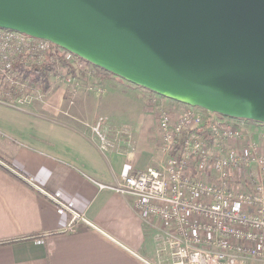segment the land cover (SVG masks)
Returning a JSON list of instances; mask_svg holds the SVG:
<instances>
[{
  "label": "built area",
  "instance_id": "2783aa9c",
  "mask_svg": "<svg viewBox=\"0 0 264 264\" xmlns=\"http://www.w3.org/2000/svg\"><path fill=\"white\" fill-rule=\"evenodd\" d=\"M47 77L71 95L106 86L91 62L47 39L0 27V102L44 101ZM148 91L160 162L100 187L132 195L135 210L151 227L159 224L158 251L168 253L170 264L264 261V123L169 104ZM96 132L104 148L106 137Z\"/></svg>",
  "mask_w": 264,
  "mask_h": 264
},
{
  "label": "crops",
  "instance_id": "0c3cea01",
  "mask_svg": "<svg viewBox=\"0 0 264 264\" xmlns=\"http://www.w3.org/2000/svg\"><path fill=\"white\" fill-rule=\"evenodd\" d=\"M65 93L43 108L0 102V151L43 190L0 166V242L42 235L0 244V264H170L168 253L158 251L159 224L151 227L135 210L132 195L99 185H116L124 174L159 164L156 119L147 110L151 92L128 81L88 92L111 97L109 102L126 101L128 93L141 104L115 113V100L108 118L102 124L96 120L97 125L68 121L59 102ZM104 124L121 136L107 134L102 148L96 129L107 130Z\"/></svg>",
  "mask_w": 264,
  "mask_h": 264
},
{
  "label": "water",
  "instance_id": "95a60500",
  "mask_svg": "<svg viewBox=\"0 0 264 264\" xmlns=\"http://www.w3.org/2000/svg\"><path fill=\"white\" fill-rule=\"evenodd\" d=\"M0 27L171 100L264 123V0H0Z\"/></svg>",
  "mask_w": 264,
  "mask_h": 264
},
{
  "label": "rangeland",
  "instance_id": "374dc122",
  "mask_svg": "<svg viewBox=\"0 0 264 264\" xmlns=\"http://www.w3.org/2000/svg\"><path fill=\"white\" fill-rule=\"evenodd\" d=\"M115 79V82H113ZM119 82H118V80ZM126 81L123 78L119 77V76H114L111 79L106 81V84H108L109 82L112 84H116L117 86L120 85V82ZM45 85L44 87L46 88V94L47 96L45 97L44 101L41 100H36L34 103H32L29 106H26L27 108L32 107V108H43V105L46 104V102L54 99V101L56 102V98H57V94L61 93L62 96L65 93V90L67 91V88L65 87V85L60 82V80H56L55 78L52 77V80H50L47 77V81H45ZM85 90V91H84ZM87 91V92H86ZM88 92H94V91H90V90H86L85 88H81L78 92L77 95H71L69 93V97L67 99L63 100H59L60 105H61V109L66 110L65 112H67L68 117H66V119L70 122H76V124L80 125L82 124L80 122L83 120H92V123H96L95 125H97L98 119H99V124L104 123L103 120H106L107 114H108V107H110L116 100L113 99V101L109 102V100H112L111 97L108 98H99V95H92V94H87ZM120 97L116 100L115 104L113 106H115V113L117 112V109L119 110H130V109H138L141 108V104L135 103L130 99L129 94L127 93L126 95V101L123 100L120 101ZM73 100V102H72ZM127 101H129V104H127ZM133 102V105H131V102ZM173 102H177L175 100H173ZM173 107V106H172ZM204 109V108H203ZM123 116V115H122ZM121 116V117H122ZM120 117V118H121ZM97 120V122H96ZM154 120V119H153ZM118 121V120H117ZM105 125V124H104ZM107 130L105 129H98V131L100 133H102L103 135H105V137L107 136V134H109L108 136L114 135L117 138H119L121 136L120 131L116 129L117 128H110L105 125ZM99 136V135H98ZM127 136L130 137V139H132L133 137V133L127 132ZM107 138V137H106ZM0 150H2L0 148ZM2 151H0V155H2L3 157H5L6 159H9L8 156L6 154H1ZM257 264H264V261H261V263H257Z\"/></svg>",
  "mask_w": 264,
  "mask_h": 264
},
{
  "label": "trees",
  "instance_id": "16d2710c",
  "mask_svg": "<svg viewBox=\"0 0 264 264\" xmlns=\"http://www.w3.org/2000/svg\"><path fill=\"white\" fill-rule=\"evenodd\" d=\"M93 64V63H92ZM94 65V67H95V69H96V76H98L99 78H101V79H103V81H107V80H109V79H111L112 77H114V76H116V75H114L112 72H110V71H108V70H106L105 68H102V67H100V66H97V65H95V64H93ZM50 68H51V66H50ZM38 71H39V73H44V69H37ZM38 75V77H39V74H37ZM69 97V91H66V93H65V98L67 99ZM0 159L1 160H3L5 163H7V164H9L10 166H12L13 168H15V169H17L21 174H23V172L20 170V169H18L17 167H15L14 165H13V163L10 161V160H8V159H6L5 157H3L2 155H0ZM0 166L5 170V171H7V172H9V173H12L10 170H8L6 167H4V166H2L1 164H0ZM12 174H14V173H12ZM15 175V174H14ZM24 175V174H23ZM16 176V175H15ZM17 177H19L18 175H17ZM21 180H23L21 177H19ZM24 181V180H23ZM42 235H39V234H33V235H29V236H27V237H24V238H18V239H13V240H7V241H2V242H0V244H5V243H13V242H19V241H24V240H32V239H37V238H40Z\"/></svg>",
  "mask_w": 264,
  "mask_h": 264
}]
</instances>
